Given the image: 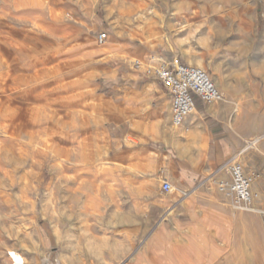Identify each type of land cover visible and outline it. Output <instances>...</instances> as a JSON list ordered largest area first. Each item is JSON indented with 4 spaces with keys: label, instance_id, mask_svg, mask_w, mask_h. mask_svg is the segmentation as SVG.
I'll list each match as a JSON object with an SVG mask.
<instances>
[{
    "label": "rangeland",
    "instance_id": "rangeland-1",
    "mask_svg": "<svg viewBox=\"0 0 264 264\" xmlns=\"http://www.w3.org/2000/svg\"><path fill=\"white\" fill-rule=\"evenodd\" d=\"M101 31L108 39L98 45ZM116 45L171 49L206 70L217 88L220 71L240 70L254 97L264 86V0H0V264H13L11 250L24 264H127L149 232L115 235L109 228L135 232L158 213L157 203L168 213L195 195L218 197L230 214L253 216L264 228V191L254 194L252 210L237 212L217 190L232 159L252 187L264 185V155L245 149L264 131L252 122L221 124L239 149L190 188L179 187L158 153L162 138L134 133L160 134L164 124H151L160 115L149 105L142 117L109 99V68L126 58ZM231 110L237 119L242 101ZM171 129L181 138L177 153H186L188 133ZM202 137L200 131L188 157L207 153L211 161L212 141ZM162 177L173 185L167 194ZM237 228L247 243L245 222Z\"/></svg>",
    "mask_w": 264,
    "mask_h": 264
},
{
    "label": "crops",
    "instance_id": "crops-1",
    "mask_svg": "<svg viewBox=\"0 0 264 264\" xmlns=\"http://www.w3.org/2000/svg\"><path fill=\"white\" fill-rule=\"evenodd\" d=\"M123 51L126 58L108 71L109 99L115 107H125L132 112L140 109L142 117L148 118L149 105L155 115H160L161 120L151 122L153 127L164 124L160 134L146 135L144 130L134 133L139 138H162L163 147L158 153L165 159L166 170L173 173L179 187L190 188L203 178L206 171L213 169L212 165L221 164L227 155L239 149L238 137L221 124L231 126L236 123L240 126L252 122L259 131H264V86L256 90L252 97V90L245 88L240 70L224 69L220 71L221 77L216 78L223 99L212 104L197 102L196 110L186 118L183 126L188 133L182 137L188 151L179 155L177 146L181 138L175 136V131L171 129L175 128L171 125L170 98L166 89L158 81L146 77L142 70L127 63L130 57L170 61L175 57L174 51L147 47L123 49V46L116 45V54ZM237 65L239 69L242 68V63L237 62ZM234 100H241L243 105V112L234 119L235 122L230 119ZM125 123L126 129L133 131V123ZM146 123L149 124L148 121ZM200 131L203 132V141H212L211 161L206 158L207 153L204 160L188 157L200 140ZM257 145L258 148L254 149L264 155V136L260 137ZM252 191L258 195L264 191V185L255 182ZM157 204L158 213L142 219V227L134 229L135 232L133 229L109 228L115 235H133L138 230L141 234L149 232L141 247L129 254L127 264H264V228L253 216L230 214L215 196H192L176 204L173 211L168 213H165V203ZM239 220H243L247 226V243L240 239L243 233L237 228ZM154 223L156 226L150 230L148 227ZM128 252L127 249L121 251L119 258Z\"/></svg>",
    "mask_w": 264,
    "mask_h": 264
},
{
    "label": "built area",
    "instance_id": "built-area-1",
    "mask_svg": "<svg viewBox=\"0 0 264 264\" xmlns=\"http://www.w3.org/2000/svg\"><path fill=\"white\" fill-rule=\"evenodd\" d=\"M107 39L106 31L96 36L98 45L104 44ZM132 66L142 70L146 77L158 81L166 89L170 98L171 124L174 127L185 124L186 118L196 110L198 101L212 104L223 99L206 70L184 63L177 57L170 61L152 58L135 60ZM225 173L226 178L217 184V190L227 199L230 208L237 212L252 210L255 195L244 166L232 159L227 163ZM172 189L171 181L162 177L161 191L167 194ZM181 193L186 195L184 191Z\"/></svg>",
    "mask_w": 264,
    "mask_h": 264
},
{
    "label": "bare ground",
    "instance_id": "bare-ground-1",
    "mask_svg": "<svg viewBox=\"0 0 264 264\" xmlns=\"http://www.w3.org/2000/svg\"><path fill=\"white\" fill-rule=\"evenodd\" d=\"M131 2V1H130ZM7 45V44H5ZM13 47V46H12ZM16 48V47H15ZM16 51V50H15ZM184 125L176 126V127H183ZM174 127V126H173ZM175 128V127H174ZM262 137V136H261ZM260 139V136L255 138L252 141H249L248 145L245 147L246 148H258L257 142ZM134 141L133 139L130 138V141ZM9 258L11 259L13 264H24V259L21 254H19L17 251L11 250L9 253Z\"/></svg>",
    "mask_w": 264,
    "mask_h": 264
}]
</instances>
